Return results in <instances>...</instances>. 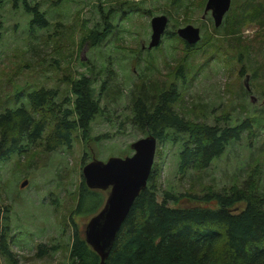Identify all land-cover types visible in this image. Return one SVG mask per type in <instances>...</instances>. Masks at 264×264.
Here are the masks:
<instances>
[{
    "label": "rangeland",
    "instance_id": "obj_1",
    "mask_svg": "<svg viewBox=\"0 0 264 264\" xmlns=\"http://www.w3.org/2000/svg\"><path fill=\"white\" fill-rule=\"evenodd\" d=\"M29 1L38 3L46 27L29 31V14L13 0H1L0 111L21 104L25 92L39 87L56 89V101L70 97L68 80L80 74L90 78L92 98L102 110L89 122L87 137L74 134L69 148L44 152L39 145L1 164L0 210L9 208L5 220L0 212V233L16 264H71V220L82 232L91 216L71 213L81 167L92 159L131 154L129 144L145 136L126 119L132 94L148 98L172 81L185 104L178 110L174 105L181 117L220 127L247 120L249 126L206 168L183 175L176 169L177 145H156L152 162L160 160L157 200L162 189L200 194L202 188L227 192L234 186L264 194V0H247L258 7L255 20L232 37L218 28L245 0H230L218 27L203 12L205 0ZM107 12L110 16L102 20ZM155 15H164L166 24L158 44L147 48L149 19ZM104 19L111 26L101 42H80L91 28L100 29ZM186 24L199 28V39L188 52L175 33ZM178 66L183 78L172 80ZM239 71L248 74L247 88ZM98 191L104 199L108 189ZM186 201L181 198L180 204ZM37 244L55 248L36 256ZM0 264H8L1 255Z\"/></svg>",
    "mask_w": 264,
    "mask_h": 264
},
{
    "label": "trees",
    "instance_id": "obj_2",
    "mask_svg": "<svg viewBox=\"0 0 264 264\" xmlns=\"http://www.w3.org/2000/svg\"><path fill=\"white\" fill-rule=\"evenodd\" d=\"M15 3L29 14V31L46 27V17L38 9L36 1L13 0L12 4ZM171 3L176 4L177 1L172 0ZM257 11V6L245 0L234 16L225 17L218 30L222 28L229 37L235 36L241 27L255 20ZM110 13L102 15V20ZM110 26L104 19L100 29L91 28L80 42L97 45L107 36ZM182 46L188 52L194 45L182 41ZM181 68L177 67L172 80L183 78ZM239 73L242 75L244 72ZM90 83L89 77L80 74L68 80L70 97L64 96L56 101V89L39 87L25 92L21 104L2 109L0 166L12 154H22L35 146L41 145L42 151L49 152L59 147L69 148L74 134L85 139L89 122L102 110L98 101L92 98ZM177 87L172 81L168 89L152 91L148 98L131 93L130 116L126 119L144 135L153 136L157 147L167 141L175 143L176 169L179 175H183L190 170L206 168L229 141L240 138L249 124L243 120L232 126L220 127L188 121L177 113L179 106L185 108ZM84 159L82 154L81 164ZM159 166L157 158L152 162L144 187L133 199L119 225L102 263L84 241L83 229L79 232L71 220L73 228L67 246L71 264H264V194H249L245 187L242 190L234 186L227 192L202 188L200 194L192 191L173 193L162 189L161 198L157 200ZM181 198L187 200L186 205L180 204ZM103 201L101 191L87 188L80 177L71 213L93 215ZM8 208L3 205L0 210L4 220ZM7 243L4 233H0V255L8 264H16ZM54 248L37 244L35 254L40 256Z\"/></svg>",
    "mask_w": 264,
    "mask_h": 264
},
{
    "label": "water",
    "instance_id": "obj_3",
    "mask_svg": "<svg viewBox=\"0 0 264 264\" xmlns=\"http://www.w3.org/2000/svg\"><path fill=\"white\" fill-rule=\"evenodd\" d=\"M230 0H205L203 12L209 11L214 27L221 23ZM166 24L164 15L150 17V37L147 48L156 46ZM186 44L193 45L199 39L197 27L186 24L175 30ZM248 75L243 77L246 87ZM247 88V87H246ZM131 154L124 157H108L104 161L92 159L81 167V177L87 188L108 189L99 210L91 215L83 227L84 241L98 255L100 263L106 257L115 234L124 219L133 199L146 183L155 150L151 135L137 138L129 144ZM26 183L19 182L22 187Z\"/></svg>",
    "mask_w": 264,
    "mask_h": 264
},
{
    "label": "flooded vegetation",
    "instance_id": "obj_4",
    "mask_svg": "<svg viewBox=\"0 0 264 264\" xmlns=\"http://www.w3.org/2000/svg\"><path fill=\"white\" fill-rule=\"evenodd\" d=\"M203 6H204V4H203ZM209 12V11H208ZM209 15H210V13H209ZM211 20H212V18H211ZM199 29V28H198ZM245 74L243 73L242 74V76H244ZM243 79V78H242ZM242 83H243V81H242ZM263 101H264V98H263Z\"/></svg>",
    "mask_w": 264,
    "mask_h": 264
}]
</instances>
